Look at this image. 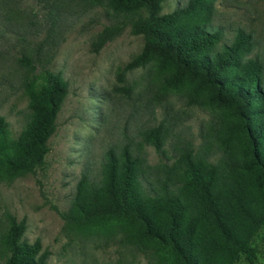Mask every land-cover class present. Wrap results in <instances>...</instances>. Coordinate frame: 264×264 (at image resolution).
<instances>
[{"label": "trees", "instance_id": "16d2710c", "mask_svg": "<svg viewBox=\"0 0 264 264\" xmlns=\"http://www.w3.org/2000/svg\"><path fill=\"white\" fill-rule=\"evenodd\" d=\"M9 1L0 0L7 21ZM89 1L101 4L112 19L96 34L92 52L126 26L143 38L140 51L118 71L119 83L126 72L155 63L169 71L168 87L191 84L206 93L210 104L229 110L245 150L240 170L227 138L212 161L210 147L203 146L170 164L151 166L143 148L160 154L166 128L144 129L134 145L106 151L97 180L80 176L69 207L57 212L64 227L83 235L121 228L127 239L153 248L152 264H235L240 256L252 264L256 252L251 242L264 228V95L261 64L243 59L250 50L249 36L237 30L229 46L216 49L221 32L210 27L215 0H186L166 14H161L165 0ZM47 17L51 22L54 15L48 12ZM17 62L36 69L23 55ZM66 90L60 75L40 67L24 84L28 113L18 135L11 136L0 116V182L41 169ZM118 90L129 92L127 87ZM23 231V221L8 217L0 234V264H46L47 251L38 239L22 241Z\"/></svg>", "mask_w": 264, "mask_h": 264}, {"label": "rangeland", "instance_id": "374dc122", "mask_svg": "<svg viewBox=\"0 0 264 264\" xmlns=\"http://www.w3.org/2000/svg\"><path fill=\"white\" fill-rule=\"evenodd\" d=\"M9 2L11 21L0 11V116L11 136L21 131L28 113L24 84L40 67L60 75L67 90L41 169L0 182V234L8 227V217L23 221L21 240L30 244L38 239L48 253L46 264H152L153 248L135 244L121 228L83 235L67 230L57 212L69 207L82 174L91 181L99 178L109 148L132 146L139 141V132L159 124L166 128L162 152L144 147L147 165L170 164L185 151L203 146L210 147L212 161L221 153L217 146L227 138L233 164L240 170L245 144L235 129L236 118L210 104L206 93L191 84L168 87L169 71L159 70L153 62L126 72L119 83L118 71L140 51L143 38L126 26L92 52L96 34L112 22L98 2ZM185 2L165 0L161 14ZM48 12L54 15L51 22ZM210 27L221 32L217 50L229 46L237 30L249 36L250 50L243 59L261 64L264 95V0H215ZM21 55L36 69L20 66ZM121 87L129 88L127 95L118 90ZM251 246L256 252L252 264H264V228ZM235 264L249 263L240 256Z\"/></svg>", "mask_w": 264, "mask_h": 264}]
</instances>
